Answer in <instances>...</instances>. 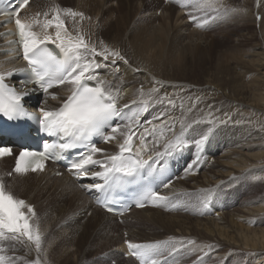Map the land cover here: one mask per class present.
Instances as JSON below:
<instances>
[{
  "label": "bare ground",
  "instance_id": "bare-ground-1",
  "mask_svg": "<svg viewBox=\"0 0 264 264\" xmlns=\"http://www.w3.org/2000/svg\"><path fill=\"white\" fill-rule=\"evenodd\" d=\"M219 2L226 8L229 3L235 11L211 23L194 8L178 10L165 0H32L31 11L40 13L43 20L46 11L51 18L54 6L89 12L91 19H64L70 31L79 29L97 47L103 41L128 60L127 64L109 62V74L108 69L103 70V78L112 81L121 94L120 105L139 100L138 90L153 87V78L162 83L156 85L159 96L167 93L174 105L152 102L135 129L138 137L153 124L165 126L164 135L157 131L146 138L151 155L163 151V145L173 138L167 126L174 125L177 135L183 131L190 142L213 128L197 163L193 165L196 148H185L191 168L164 189L177 208L135 209L124 217L123 224L95 206L67 175L52 177V171L46 169L4 182L11 160L0 162V180L6 189L16 198L26 199L28 205L35 204L38 211L32 219L42 233L40 264H85L94 251L95 261L137 264L119 254L124 232L136 242L167 241L161 249L171 248L174 262L164 257L171 264H184L180 256L187 248L201 253L186 264H205L210 254L224 246L241 249L264 263V194L243 197L257 187V178L264 181V131L244 117L250 110L264 114V0ZM189 13L197 17L192 23ZM213 25L238 39L232 43L228 40L231 35L226 34L228 43L226 39L221 44L209 41L207 34ZM48 31L54 35L53 28ZM69 90L68 85L53 89L50 93L56 98L47 95L42 107L51 110ZM124 125L121 131L127 132ZM116 135L117 140L102 147L101 157L119 148L122 137ZM137 145L139 148L138 138ZM188 240L195 244L189 245ZM2 247L4 254L16 260L20 255L27 264L37 259L34 244L26 238L9 239ZM215 259L231 264L224 256Z\"/></svg>",
  "mask_w": 264,
  "mask_h": 264
},
{
  "label": "snow or ice",
  "instance_id": "snow-or-ice-1",
  "mask_svg": "<svg viewBox=\"0 0 264 264\" xmlns=\"http://www.w3.org/2000/svg\"><path fill=\"white\" fill-rule=\"evenodd\" d=\"M29 2L30 0H20L18 7L11 13L15 17L16 34L27 67L0 71V114L9 120L26 115L23 105L26 93L18 92L5 83L6 77L14 75L17 71L30 72L35 78L33 82L39 85L46 96L51 95L53 99L56 96L49 90L54 87L68 85L71 94L58 109L48 110L44 107L39 109L38 122L42 130L50 136H59L64 142L51 145L45 143L44 150L41 152L27 149L20 151L14 168L16 173L26 172L29 169L42 171L47 159L57 158L65 150L83 147L85 151L78 154V158L70 164L69 170L81 179L88 177L91 167H99L101 170L91 172L90 178L93 180L99 178L103 182L81 186L89 192L96 190L105 194V198L97 199V203L112 212L114 209L110 206L107 196L114 187L124 186L145 176H154L157 171L163 172L164 167L160 161L189 146H194L197 150V160L193 161V165L197 163L199 152L202 151L213 131L212 127H209L207 132L198 139L190 142L183 131L177 135L174 125L167 126V131L173 134V138L163 145V151L154 152L145 159L142 153L150 151L147 148V136H154L157 131L160 135H164L165 126L153 124L151 128L146 127L138 137L134 129L139 128L140 115L148 110L152 102L162 104L167 101L168 104L174 105V101L168 98L167 93L162 97L159 96L160 88L156 85L162 86V83L153 78V87L145 91L141 86L138 90L141 97L139 100L120 105L119 100L122 97L119 90L115 88L112 81L101 77L97 70L107 67L109 62L115 65L118 60L127 64L128 60L125 56L118 49L104 44L103 41H100V46L97 47L79 29H75L74 32L68 29L64 17H71L73 21L76 17L83 20L85 19L83 12L54 6L50 9L51 18H48L49 12L46 11L43 13L45 17L43 21L33 20L29 23L21 20L19 11ZM181 6H190L197 12L203 13V16L208 19H216L229 11L220 4L219 0H181ZM39 15L40 13H37V16ZM189 17L193 21L197 19L191 13ZM34 26L39 27L41 31H34ZM50 28L55 29L54 35L49 33ZM49 43L59 49V56L47 47ZM136 70L139 71V69ZM114 71L119 72V68H115ZM90 81H95V86H91ZM125 110H128L131 115ZM117 118L128 121L124 125L127 132L121 131L119 124H114ZM208 123L212 124L213 121L209 120ZM108 128L110 133L105 134ZM117 133H120L122 137V142L118 145L119 151L106 155L104 159L95 158V154L103 153L104 150L92 143L93 137L99 136L105 142H111L117 140ZM134 137L140 141L139 148H135L133 144ZM9 154H11L10 148H0V156ZM163 186L167 188L169 184L166 183ZM140 201L166 206L171 203V198L152 188H147L139 194L137 207L144 206V203ZM25 208L27 211L24 210ZM34 216V207L28 205L25 200L16 198L0 180V238H5L6 234H10L6 238L11 240L26 238L28 242L34 244L37 252V259L31 264H40L42 233L38 223L32 219ZM124 243L129 250L128 254L136 257L140 264H161L158 257L161 255L162 246L168 242L141 243L125 240ZM187 243L193 245L195 241L188 240ZM3 261L4 257L0 256V264H3Z\"/></svg>",
  "mask_w": 264,
  "mask_h": 264
},
{
  "label": "rangeland",
  "instance_id": "rangeland-1",
  "mask_svg": "<svg viewBox=\"0 0 264 264\" xmlns=\"http://www.w3.org/2000/svg\"><path fill=\"white\" fill-rule=\"evenodd\" d=\"M227 7H228L227 9L230 8L229 11L232 10V5H229V3L227 4ZM203 18H204V16H202V19ZM218 18H216V19H208V18L205 17L204 20H208L209 22L211 21V23H212V22H215L213 20L219 21ZM215 27L216 26H214L213 27L214 29H212L214 31H212V30L208 31V32H210V33L207 34V39L209 41H211L212 39H215L216 40L215 42L217 44L218 43H220V44L224 43V42H222V40L223 39L225 40L227 38V37H224L226 34L231 35V38H229L228 40H230L232 43L234 41H236V39H238V37H236L234 34H230L229 31H228V33H226L227 29L222 28V27L220 28V26L217 27V28H215ZM228 40L227 39L225 40L226 43H228ZM222 47H223V45L218 47V48H222ZM173 110L176 111V108L174 107ZM180 110L182 111V109H180ZM244 117L250 124H254V125L258 126L261 131L262 130L264 131V114H263V112L254 113L252 110H250L248 113L246 112V114H244ZM263 162H264V159H263ZM256 184H257L258 188L255 187ZM256 184L253 185L255 188H253L251 192H249V193L247 192V194H245L243 197L248 198V197H251L252 194L263 195L264 194V181L261 180V178H257V183ZM24 200H26V199H24ZM32 205H35V204H32ZM37 214H38V211L35 210V215H37ZM185 214H187V213H185ZM118 222H119V224H123V222H120V221H118ZM125 234H126L125 232L122 234L123 238H125L127 236ZM113 236H115V234ZM8 240L9 239H7L6 241L8 242ZM15 241H18V240H15ZM219 252L217 254H214V253L210 254L206 258V263L205 264H221L215 259V257H218V255L226 257L231 264H264L262 262H259V260H256L252 256L245 255L244 252L241 251V249L232 251V250H229V246H224V247H222L219 250ZM199 253H201V251H199L197 253L196 251H194V249L187 248V250H185L183 252V255H182V258L180 259V262L186 264V263H190L192 261H195L196 259H198ZM95 254H96V251H94L92 253H89V255L87 257V260H90V261L85 263V264H117L118 263L117 260H112V259H108L107 261L103 262V261L100 260L101 258H99L97 261H95L96 260L95 258L98 257V256L95 257ZM4 255L6 257V261H8L9 264H27L20 255L17 257V260L15 259L14 256H10L7 253H5ZM24 255H27V254H24ZM100 257H102V256H100Z\"/></svg>",
  "mask_w": 264,
  "mask_h": 264
}]
</instances>
